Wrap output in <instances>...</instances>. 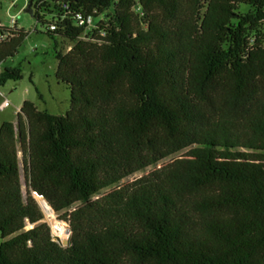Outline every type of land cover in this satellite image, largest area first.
I'll return each instance as SVG.
<instances>
[{
	"label": "trees",
	"instance_id": "16d2710c",
	"mask_svg": "<svg viewBox=\"0 0 264 264\" xmlns=\"http://www.w3.org/2000/svg\"><path fill=\"white\" fill-rule=\"evenodd\" d=\"M27 11L69 44L53 48L70 106L57 116L25 101L0 125V264H264V0ZM0 35L1 66L28 33ZM20 79L0 72V86ZM38 197L68 223L66 246Z\"/></svg>",
	"mask_w": 264,
	"mask_h": 264
},
{
	"label": "rangeland",
	"instance_id": "374dc122",
	"mask_svg": "<svg viewBox=\"0 0 264 264\" xmlns=\"http://www.w3.org/2000/svg\"><path fill=\"white\" fill-rule=\"evenodd\" d=\"M32 0H0V24L4 27H12L8 15L16 16V27L28 35L18 49L17 54L0 66V72L4 68L18 67L21 70L19 81H7L0 86V106L6 103L4 108H0V125L3 122L15 124L17 113L23 102L28 101L35 105L39 111H46L49 114L63 116L70 106V93L66 86L58 84L54 74L57 62L54 58V44L58 48L66 49L61 44V40L55 41L45 35V26L37 24L32 15L27 11V7ZM33 11V10H32ZM239 11L244 13L246 7L240 6ZM69 47V46H68ZM171 159L165 160L162 164H167ZM162 164H159V168ZM154 168L129 177L125 182H130L148 175ZM22 192L26 193V186L23 176ZM45 221L51 226L54 222H60L68 228V223L64 221L60 214H55L42 203V199L36 198ZM49 214V215H46ZM1 242V238H0Z\"/></svg>",
	"mask_w": 264,
	"mask_h": 264
},
{
	"label": "built area",
	"instance_id": "2783aa9c",
	"mask_svg": "<svg viewBox=\"0 0 264 264\" xmlns=\"http://www.w3.org/2000/svg\"><path fill=\"white\" fill-rule=\"evenodd\" d=\"M8 17H9V20H10V24H11V26L14 27V26L16 25V16H10V15H8ZM76 21H77V24H78L79 26H86L87 28L92 27V26H93V23H94L93 19H92L90 16H88V17H84V16L79 15V16L76 17ZM12 27H10V28H12ZM50 29L53 30L54 28L51 27ZM2 40H3V37L0 35V41H2ZM67 50H69V48H68ZM5 105H6V103H3V104L0 106V108H1V109L4 108ZM38 199H41V198L38 197ZM42 203L44 204L45 208L47 209V207H48L47 204H46L44 201H43ZM48 208H49V207H48ZM49 209H50V208H49ZM50 210H51V209H50ZM52 212H53V211L51 210L50 215H52ZM42 213H43V212H42ZM46 215H49V214H46ZM44 221H45V219H44ZM45 222H46V221H45ZM46 224H47V225L49 226V228H50V231H51V237H52L53 241L56 242V243H58V244H60V245H62V246H66V245H67V242H68V239H69V237H70L69 226H68V228H66L65 225L62 224V223H60V222H54V226H53V227H51L47 222H46ZM55 225H57L59 228L62 229V234H61V235L58 234V233L54 230Z\"/></svg>",
	"mask_w": 264,
	"mask_h": 264
},
{
	"label": "bare ground",
	"instance_id": "6f19581e",
	"mask_svg": "<svg viewBox=\"0 0 264 264\" xmlns=\"http://www.w3.org/2000/svg\"><path fill=\"white\" fill-rule=\"evenodd\" d=\"M48 208V207H47ZM49 209V208H48ZM50 210V209H49ZM54 230L58 233L61 234L62 233V229L59 228L57 225H55Z\"/></svg>",
	"mask_w": 264,
	"mask_h": 264
}]
</instances>
